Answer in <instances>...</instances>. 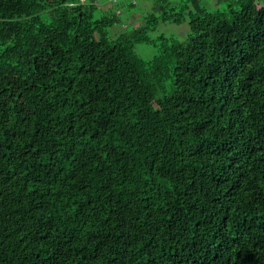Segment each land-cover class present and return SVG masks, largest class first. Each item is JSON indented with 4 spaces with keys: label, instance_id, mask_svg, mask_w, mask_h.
<instances>
[{
    "label": "trees",
    "instance_id": "16d2710c",
    "mask_svg": "<svg viewBox=\"0 0 264 264\" xmlns=\"http://www.w3.org/2000/svg\"><path fill=\"white\" fill-rule=\"evenodd\" d=\"M0 264H264V0H0Z\"/></svg>",
    "mask_w": 264,
    "mask_h": 264
},
{
    "label": "rangeland",
    "instance_id": "374dc122",
    "mask_svg": "<svg viewBox=\"0 0 264 264\" xmlns=\"http://www.w3.org/2000/svg\"><path fill=\"white\" fill-rule=\"evenodd\" d=\"M259 2H262L263 0H258ZM138 15V14H137ZM136 15V16H137ZM184 26L178 27V26H172V25H166V26H162L160 27V32H165L166 35L170 36H175L177 38H181L183 37V29ZM138 51L140 52V54H142L145 58H150L153 55V50H150V47H139Z\"/></svg>",
    "mask_w": 264,
    "mask_h": 264
}]
</instances>
